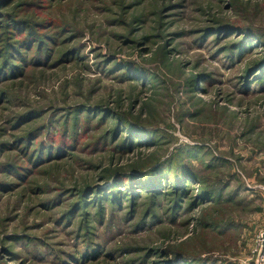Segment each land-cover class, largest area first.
<instances>
[{
	"label": "rangeland",
	"instance_id": "1",
	"mask_svg": "<svg viewBox=\"0 0 264 264\" xmlns=\"http://www.w3.org/2000/svg\"><path fill=\"white\" fill-rule=\"evenodd\" d=\"M1 32L0 264H264V0H0Z\"/></svg>",
	"mask_w": 264,
	"mask_h": 264
},
{
	"label": "trees",
	"instance_id": "2",
	"mask_svg": "<svg viewBox=\"0 0 264 264\" xmlns=\"http://www.w3.org/2000/svg\"><path fill=\"white\" fill-rule=\"evenodd\" d=\"M11 29H14V28H11ZM22 29V28H21ZM16 30H20V28L19 29H16ZM4 33L3 32H1V34L0 35H3ZM6 34V41L8 42V43H15L14 42V37H13V35L11 34V32H6L5 33ZM32 32H30V33H28V35H27V37L23 40V41H21V42H19V44L20 43H22V42H25V41H28L30 38H32ZM29 37V38H28ZM28 43V42H27ZM26 43V44H27ZM19 44H17L16 46H18ZM43 51V50H42ZM39 52H41V51H39ZM23 55V53H20L19 55L18 54H15L13 57H15L12 61H20V62H22V61H25V55L24 56H22ZM20 62H18V63H20ZM264 63V62H263ZM262 63V64H263ZM261 64V65H262ZM11 70L10 71H13L14 69L11 67L10 68ZM11 74H12V72H11ZM131 133V139L134 141V142H137V143H139V144H147V143H149V141H148V139L145 137V136H137V135H135L134 134V131H131L130 132ZM137 134H141L142 132L141 131H137L136 132ZM134 134V135H133ZM150 174H152V175H154V176H152V175H150V177H148L147 178V180H145V179H137L136 181H140V184H138V189L137 190H139V189H145L146 187H148V193L150 194V195H152V194H157L158 193V189H159V187H156V179H152V181H151V176H152V178H155V177H158V175L160 174V176H162V174L158 171V170H155V169H152V171L150 172ZM162 178V177H161ZM164 178V177H163ZM166 178H168V179H171L170 178V176H168V177H165L164 179H166ZM184 178H186V180L184 179ZM187 178L188 177H186L185 176V174H179L178 176H177V178L175 179V182L176 183H178L176 186L177 187H174V188H176V190H178V189H182L183 187H181L180 186V184L179 183H181V182H183V180H185V183H187L188 182V180H187ZM181 181V182H180ZM134 183V182H133ZM182 184V183H181ZM117 185H119V183H116L115 184V186H113L112 187V191H109V194L110 193H115V194H117L121 189H119L118 187H116ZM173 186V185H172ZM123 189H124V191H125V193H127V194H130V190L128 191V188H129V185L127 184L125 187L123 186L122 187ZM119 189V190H118ZM180 192H182V191H180ZM111 194V195H112ZM100 196H101V194H100ZM102 197V196H101Z\"/></svg>",
	"mask_w": 264,
	"mask_h": 264
}]
</instances>
